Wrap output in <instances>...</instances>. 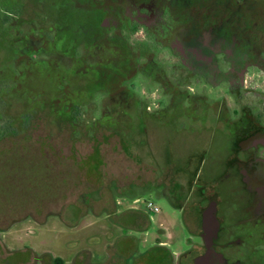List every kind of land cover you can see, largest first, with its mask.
Listing matches in <instances>:
<instances>
[{
  "label": "rangeland",
  "instance_id": "rangeland-1",
  "mask_svg": "<svg viewBox=\"0 0 264 264\" xmlns=\"http://www.w3.org/2000/svg\"><path fill=\"white\" fill-rule=\"evenodd\" d=\"M0 128V264H195L264 196V0H0Z\"/></svg>",
  "mask_w": 264,
  "mask_h": 264
},
{
  "label": "flooded vegetation",
  "instance_id": "flooded-vegetation-1",
  "mask_svg": "<svg viewBox=\"0 0 264 264\" xmlns=\"http://www.w3.org/2000/svg\"><path fill=\"white\" fill-rule=\"evenodd\" d=\"M251 192V199L243 210L244 218L239 223H235V225L227 227L225 225L226 220L223 221L218 218L219 212L216 208V219L219 229L213 241L214 256L210 264H256L255 259L264 262V246L263 250L257 254L252 235L255 227L264 228V196L256 197L253 189ZM213 201L214 199L211 202ZM201 227L204 254L199 256V258L203 257L207 252L205 245L207 227L204 216ZM262 244L264 245V243Z\"/></svg>",
  "mask_w": 264,
  "mask_h": 264
},
{
  "label": "water",
  "instance_id": "water-1",
  "mask_svg": "<svg viewBox=\"0 0 264 264\" xmlns=\"http://www.w3.org/2000/svg\"><path fill=\"white\" fill-rule=\"evenodd\" d=\"M205 224L207 227L205 245L207 252L203 257L196 259L195 264H210L212 257L214 256L213 241L217 236L219 224L216 219V206L214 204L204 212Z\"/></svg>",
  "mask_w": 264,
  "mask_h": 264
},
{
  "label": "trees",
  "instance_id": "trees-1",
  "mask_svg": "<svg viewBox=\"0 0 264 264\" xmlns=\"http://www.w3.org/2000/svg\"><path fill=\"white\" fill-rule=\"evenodd\" d=\"M27 124L30 125L31 124V120H28ZM7 132H9L8 129H7ZM14 133H15V135H17V131H15ZM4 136H6L5 129L0 128V139L3 138ZM44 172L47 175L50 174L52 176L53 180L50 181V184H49V186L46 189L41 190V191L37 190L34 193H30L29 196H28L30 198L29 201H31L32 199L35 200V201H39V200H42V198L50 199V198H52V197H54L56 195L55 192H56V189L58 188V186L62 185V184L59 183L60 178H58V176L56 175V171L55 170H51V169H48L46 167V170ZM145 217H144V221H145ZM146 220L148 221V218H146ZM54 263L55 264H64L63 260H61V259L54 260Z\"/></svg>",
  "mask_w": 264,
  "mask_h": 264
},
{
  "label": "built area",
  "instance_id": "built-area-1",
  "mask_svg": "<svg viewBox=\"0 0 264 264\" xmlns=\"http://www.w3.org/2000/svg\"><path fill=\"white\" fill-rule=\"evenodd\" d=\"M149 207H152V205L150 204V205H149ZM155 211L157 212L158 210H157V209H155Z\"/></svg>",
  "mask_w": 264,
  "mask_h": 264
}]
</instances>
